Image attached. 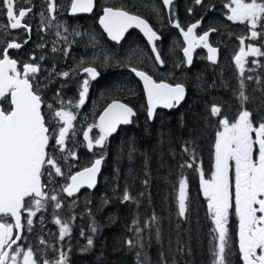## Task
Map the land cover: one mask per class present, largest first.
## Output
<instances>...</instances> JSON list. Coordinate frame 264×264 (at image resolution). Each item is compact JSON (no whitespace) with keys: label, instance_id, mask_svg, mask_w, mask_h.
<instances>
[{"label":"snow or ice","instance_id":"6c2138e0","mask_svg":"<svg viewBox=\"0 0 264 264\" xmlns=\"http://www.w3.org/2000/svg\"><path fill=\"white\" fill-rule=\"evenodd\" d=\"M19 0H0V9L6 13L7 25H0V31L24 28L28 33L31 27L23 23L24 18L32 12L31 7L17 8ZM31 3V0H26ZM166 7L172 5L173 0H162ZM196 4H201L202 0H195ZM229 9L227 15L229 21L247 22L251 28V39L264 36V31L258 32L257 26L264 29V2L258 0H230L224 5ZM71 13H90L94 7V0H70ZM55 0H48V11L55 12ZM191 11V9L189 10ZM43 15V14H41ZM55 19V16L52 17ZM100 25L113 41L119 42L129 28H139L148 42L152 45V52L155 53V61L161 66L164 64L155 41L161 37L149 25V23L139 15H134L125 7L108 6L103 8V15L99 18ZM199 21L184 30L179 22L175 27L180 29L187 47L183 49L187 62L192 63V51L194 47L203 43L208 47V59L216 62L217 49L209 47L207 40L209 32H204L197 37L194 29L199 26ZM212 29L211 31H214ZM63 40L62 36L57 32ZM80 36L81 33L76 32ZM30 38V37H29ZM241 44L244 38H240ZM28 41L25 40L24 43ZM94 43L93 41H90ZM21 44L8 42L0 58V218L14 217L15 225L0 222V264H40L31 247L22 250L18 241L22 239L20 235L13 237V227L20 229L21 209L29 213L27 225L31 230L36 211L44 207L45 198L54 202V208L62 207L57 195L50 194L44 189L46 184L42 183V176L47 174L63 175L57 159L50 152V147L63 152L69 132L73 128V121L76 116L71 111L64 108L53 109V105L48 104L51 119L57 124L56 129H50V122L46 120L42 111L44 101L40 95V85L34 86L33 81L40 71V65L36 63H24L22 70L18 69V61L8 55L9 49H19ZM44 47V45H38ZM248 51L242 47L235 57L236 65L243 75V58L247 55L261 56L259 47L249 44ZM58 49L53 46L52 51ZM67 50H65L66 53ZM32 60L36 57L32 56ZM44 59L43 56L40 57ZM105 57V62L107 61ZM256 63V61H253ZM92 80H95L99 73L94 67L83 69ZM136 77L143 81L144 90L147 94V116L152 118L157 106L172 108L178 105L185 96V88L181 84H169L167 82H157L145 71L135 67L130 69ZM63 77L69 76L68 72L59 73ZM248 79H252L248 77ZM241 89L244 85L241 82ZM89 91V80L84 79L82 90L79 92V99L76 107L83 106ZM241 110L235 120L230 121L227 117L219 120L222 126L221 131H217L214 144L215 164L209 179L204 178L200 173V184L203 196L207 201V209L211 214L215 225L214 231L218 233V245L213 251V264H229L228 252L229 236L228 227L230 209L234 208L235 216L238 217L239 226V251L242 253L243 264H264V117L258 123L253 121V113L244 105L249 102L250 97L243 90L239 92ZM71 103V102H69ZM264 105V99L260 101ZM7 105V107H5ZM212 116H219L221 108L213 105L210 108ZM136 115L132 107L120 101H113L107 106L103 114L99 117V124L94 125L100 130V135L94 141L89 133L92 127L83 132L87 147L92 150L94 146L103 148L106 139L117 131L118 125H127L132 122V117ZM74 134V133H73ZM254 134V135H253ZM187 152L189 149L184 148ZM75 156V153H69ZM103 156L94 160L90 167L84 168L70 177L71 183L63 187L62 191L69 197L77 193L81 187L93 188L96 185V177L100 172ZM191 168L188 163L181 167ZM187 181L181 179L179 182L178 215L184 217L187 211ZM131 199L127 191L123 200ZM34 205L36 211H33ZM155 220V217H153ZM61 225L60 238L70 231L67 223H62L60 219L55 221ZM96 231L95 228L92 229ZM40 243H45L41 240ZM93 243L88 239V244ZM130 246L131 240L127 242ZM13 245H17L15 248ZM259 250V252L257 251ZM139 258V253H137ZM66 257L61 253L60 259L55 262L44 259L42 264H66Z\"/></svg>","mask_w":264,"mask_h":264},{"label":"trees","instance_id":"16d2710c","mask_svg":"<svg viewBox=\"0 0 264 264\" xmlns=\"http://www.w3.org/2000/svg\"><path fill=\"white\" fill-rule=\"evenodd\" d=\"M97 3V11L100 3L123 6L146 17L158 30L167 26V13L171 10L183 20L186 10L191 9L192 16L186 19L188 25L196 18H202L205 25L206 19L214 17L218 20L219 31L212 32L213 40L221 56L212 63L196 50L190 66L185 65L181 56L174 58L176 70L171 79L184 83L187 94L179 105L157 110L153 121L147 119L144 105L136 106L130 98H122L135 106L137 113L130 125L121 126L106 139L107 156L103 158L97 186L92 191L83 189L71 197L62 193L65 200L92 194L93 219L77 216L64 243L69 251L68 260L74 264H213L212 253L218 245V233L214 231L215 225L200 188L197 165L209 166L207 171H210L214 130L220 117H231L241 105L238 80L242 77L247 80L243 91L250 100L245 106L253 113V121L258 123L264 117V105L260 103L264 99V66L257 82L256 73H250L252 79H248L247 72L241 75L231 56H224L230 51L231 43L236 41L235 35L241 34L243 28L228 23L221 6L217 9L205 7L206 0L201 4H196L195 0H173L169 10L156 0L153 6L160 11V16L154 20L144 7L132 0H100V3L97 0ZM66 11L67 7H60L61 15L69 23L84 21L83 15ZM86 17L95 23L103 36L96 24V16L89 14ZM232 32L235 34L231 35ZM177 35L180 37L179 33ZM11 36L9 33L8 38ZM258 42H264V36L259 37ZM232 85H235L233 90L230 89ZM213 105L221 108L219 116L211 115ZM131 133L133 137L129 136ZM185 147L189 151L185 152ZM188 163L193 166L181 167ZM181 179L187 181L184 217L178 215ZM112 180L122 183L131 199L122 202L118 196H113V191L110 193L104 188ZM93 196H97L98 202H93ZM237 223L238 217L233 210L227 225L229 264H241ZM89 238L93 241L91 245ZM129 240L133 242L131 246L127 243Z\"/></svg>","mask_w":264,"mask_h":264},{"label":"rangeland","instance_id":"374dc122","mask_svg":"<svg viewBox=\"0 0 264 264\" xmlns=\"http://www.w3.org/2000/svg\"><path fill=\"white\" fill-rule=\"evenodd\" d=\"M56 5V13L58 16H56L55 19H51L48 14V0H31V3H27L26 0H19V4L21 6H30L32 8V12H30L27 15V20L33 24L34 31H33V37H32V43L29 45V48L33 49V53L36 57L34 60V63L40 65V71L36 74L35 81H41L42 84H46L48 81L53 82L57 84V87H55V94H61L60 96H54L53 102L51 105L53 106L54 110H58L60 108H64L65 110H72L76 111V113L79 115V124H87L90 127H92V131L94 130V125H92V121L94 118V114L96 115L98 111L100 110L101 106L104 104L106 99L111 98L113 95H121L123 97H128L132 101L131 98H135L139 103H142L141 97L139 96L140 90H139V84L134 78V76L129 73L128 69L120 68L121 64L124 63H135L142 61V56H144V51L141 46H137L133 43L124 42L121 47L124 49V53L120 54V48L119 47H113L111 45H107L103 42L102 36L99 34V32L96 29L95 23L88 19H85L84 21H88L87 23L80 21L75 24L69 23L60 12V7H67L70 5V0H55ZM230 0H206L205 7H209V9H217L221 6L222 10L226 14V21L230 24L241 26L243 28V32L241 34L235 35V42L231 43L230 48V55L232 59L235 61L236 55L239 54L240 48H244L245 51H248V45L251 44L253 46L259 47L261 49V52H264V42H258L257 39H251V28L250 25L247 22L241 23L239 21H229L227 19V15H230V11L228 8H226L224 5L226 3H229ZM246 2H250V0H246ZM258 2H264V0H258ZM155 1L148 0L145 1V5L149 8H154ZM43 14V15H41ZM192 16V11L186 10L185 17L183 20L179 19L180 16L177 15V13L174 10H171L167 13V21L170 24H174L176 22H179V24H184L185 28L188 25L186 23V19L190 18ZM4 14L2 9H0V25H7V23L4 21ZM205 25L208 27L202 28L200 27L197 31V34H203L204 32H211L212 29H215L212 32L219 31V25L218 20L214 17H211L210 19H206ZM258 32L264 31V29H261L260 25L257 26L256 29ZM59 32L62 34V36H66L67 40L61 39L59 36L56 35V33ZM76 32L81 33L80 36L75 35ZM8 34V29L6 31H0V43L4 40V38ZM235 32H232L231 35H234ZM211 43H214V46H217L213 38L215 37L214 34H211ZM81 45L79 46V49L77 50V41L80 39H83ZM240 38H244V43L241 44ZM90 42V41H93ZM38 45H44V47H38ZM55 46L58 50L53 52L52 48ZM184 47V44L182 45ZM65 50L66 53H65ZM181 50V49H180ZM179 50V52H180ZM200 52L205 53L204 49H201ZM50 54H53V56H49ZM43 56L44 59L41 60L40 57ZM70 56H82L83 58L81 60H85L84 58H87L88 60H94L97 63H103L105 62V57H107V61H110V66L113 69V73L106 77L103 81H101L97 86L96 89H93L90 95V99L88 98L89 92L86 97L85 104L80 107H76V104L78 103L79 99V92L82 90L80 88L81 83L84 79H90L89 75L83 74V76L79 77V86L78 89H73L72 91L67 92L63 96V92L61 90V87L66 85L68 83L67 80H63L62 75H59V73L68 72L66 69V62L67 58H70ZM219 56V55H218ZM227 56V55H224ZM177 58V56H175ZM184 58V57H183ZM144 59V58H143ZM253 61H256V63H253ZM217 62V61H216ZM215 62V63H216ZM125 66H128L126 64ZM243 66L244 71L247 72V76L250 77V73H256L257 74V82L260 81V70L264 66V55L261 56H252L247 55L243 58ZM101 69L104 68V66H100ZM78 71L68 72L69 76L67 77L68 80L71 78L76 77ZM165 75H171V73L166 72ZM241 82H243V85L247 82L244 77L238 80V84L241 85ZM204 84L203 86H205ZM207 86V85H206ZM243 90V89H241ZM71 102V103H69ZM244 107H246L244 105ZM241 110V105L237 107L233 115L231 117H227L228 119H231L234 117L233 120L236 119L238 116L239 111ZM231 120V121H233ZM222 126L217 127L215 133L217 131H221ZM77 133V129H73L72 134ZM73 134V135H74ZM100 135L96 134L94 135L95 138L93 141L98 138ZM254 135V134H253ZM130 137H133L134 135L131 133L129 135ZM97 152L99 157L103 156L106 157L107 153L105 151V143L104 147H98ZM215 153V149H214ZM58 161L59 166L61 167V170L63 172V175H55L54 170L53 175L49 177L46 175L45 177V184L47 185L44 189L46 192L50 194L57 195L58 199L61 201L62 207L59 209L54 208V202L48 200L45 198L44 201V207L40 210L36 211L34 205H32L33 211H36V216L31 217L33 220V224L30 226L31 230H29V226L27 225V219L29 218V213L26 211V220L24 227L33 232V238L25 236L24 239H22L21 244H19L22 247V250H27V248L31 247L34 253V258H37L40 261V264H42V261L44 259H48L49 261L55 262L56 260L60 259L61 253L64 254L66 259V264H74L73 262L68 260V250L65 249L64 243L67 239V236L70 234L71 231H69L63 239L60 238L59 232L61 225L57 224L55 221L57 219H60L62 223H67L69 226V229H71L72 223L75 221V218L77 216H81L83 218H92V212H91V204H92V194H88L84 197L79 198H71V199H63L62 197V185L64 183L63 177L67 176L68 171L71 170L72 166L77 164V161H69L66 163V168L62 166V161L59 157H55ZM215 160V158H214ZM213 162V168L211 167L210 171H207V168L209 166L203 167L202 165H197V176L200 180V173L201 171L204 174L205 179H209L211 176V172L214 169ZM122 183L116 182L112 180L111 184L108 186H104V188L109 189V192L111 193L113 191L114 197H119V199L124 202L123 196L126 192L124 187L122 186ZM99 187V186H98ZM201 188V184H200ZM202 189V188H201ZM103 192V191H99ZM179 196V192H178ZM87 199V200H86ZM78 202H81L79 204ZM93 202H98L97 196H93ZM129 204H133V202H130ZM139 203H135V205H138ZM95 211L97 210L95 205ZM233 209H230V215L229 218L232 216ZM93 219V218H92ZM229 224V222H228ZM227 224V225H228ZM239 222L237 223L236 230L237 233H239ZM30 239V240H28ZM41 240H44L45 243H40ZM238 242H239V234H238ZM17 246V245H16ZM15 246V247H16ZM52 247L56 248L57 250L50 249ZM238 252L239 256L241 257L240 263L243 264V258L242 253L239 251V244H238ZM259 252V251H258Z\"/></svg>","mask_w":264,"mask_h":264},{"label":"flooded vegetation","instance_id":"af4514ba","mask_svg":"<svg viewBox=\"0 0 264 264\" xmlns=\"http://www.w3.org/2000/svg\"><path fill=\"white\" fill-rule=\"evenodd\" d=\"M134 2H137L140 6L144 7L146 11H150V8L145 5V1L148 0H132ZM155 1V0H153ZM56 12V10H55ZM55 12L50 13L48 11L49 17L52 19L53 16H55ZM65 13H68V8ZM72 15H88V13H77V14H72ZM25 21V18H24ZM26 22V21H25ZM87 23L88 21H83ZM76 23V22H75ZM71 23V24H75ZM152 24V23H151ZM167 26L163 30H158L156 29L153 24L152 26L154 27L155 30L159 33V36L161 37L159 40L155 41V45L157 47V50L160 53V56L162 60L164 61V64L161 66L158 62L155 61V56L154 53L152 52V48L148 40L141 34V32L138 29L132 28L130 29L122 38L119 42L111 40L107 35L104 33L103 29L100 27V31L102 33V38L103 42L107 45H111L113 47H119L120 48V54L124 53V49L121 47V45L124 42L128 43H133L137 46H141L143 51H144V56H142V61L135 62V63H120L121 66L120 68L128 69L129 73H131L136 81L139 84V90L140 94L139 96L141 97V102L139 103L135 98H131L134 104L137 105H145V97H144V87L142 84V81L140 80L139 77H136L134 73L130 71L132 67H135L137 69H140L142 71H145L147 74L151 75L153 79L155 80H166L168 82H173L171 79V76L175 74L176 67L174 65V58L175 56H178V53L176 52V37H175V31H179L180 29L176 28L175 25H170L166 24ZM31 27V32L28 33L24 28H19V29H14L13 34L9 40V42H17L20 43L22 46L19 49H9L8 50V55L10 58L15 59L18 61V69L22 70V65L24 63H34V60L31 59L32 56H35L33 53V49L29 48V43L30 39L33 35L34 28L32 25H29ZM183 27V26H181ZM199 29H196V33ZM30 37V38H29ZM183 39V38H182ZM27 40V43H24V41ZM83 39H80L77 41V50L79 49V46L81 45ZM185 42V41H184ZM186 43V42H185ZM202 47V43L198 47ZM197 47V48H198ZM6 48V45L2 48V53L3 50ZM208 51V49L206 48ZM53 56V55H52ZM193 57V56H192ZM83 57L82 56H70V58H67L66 64V69L68 72H73V71H78L76 77L71 78L68 80V78H63V80H67L68 83L64 86L61 87V90L63 92V96L69 92L72 91L73 89H78L79 86V77L83 76V74L87 75L83 71L84 68L86 67H94L96 68L97 72L99 75L95 80H92L91 78L89 79V96L88 98L90 99V95L93 89H96V86L103 81L106 77L110 76L113 73V69L110 66V61L109 62H103V63H97L94 60H88L87 58H84L85 60H81ZM144 58V59H143ZM187 59V57H186ZM128 64V66H125ZM100 66H104L103 69L100 68ZM187 66H189L187 62ZM166 72L171 73V75H165ZM34 86L36 84L40 85V95L42 96V100L44 101V106L42 107V111L45 114L46 120L50 122V129H56L57 124L54 120L51 119L50 115V110L48 109L47 105L51 104L53 102L54 96H60L61 94H55V87H57L56 83L53 82H47L46 84H42L41 81H33ZM80 88H82V83ZM230 89H233L231 87ZM231 92V91H230ZM127 98L128 95H127ZM114 98H109L106 99L104 104L101 106L100 110L98 113L104 108V106L109 103L111 100ZM115 99H121L122 98H115ZM54 106V105H53ZM55 109V107H54ZM73 112V114L76 116V119L73 121V128L69 132L68 139L66 140V145H65V150L63 152L59 151L58 149L55 148V146L50 147V152L52 155L55 157H59L60 160L62 161V166L66 168V163L69 161H77V164L73 165L71 170L68 171V175L66 177H63L62 179L65 180V183L62 185V187H65L68 183L70 175L79 170L82 169L83 167H86L90 165L95 159L99 158L96 153V146L93 147L92 150H89L87 147V141L84 140L83 137V132L87 131V129L90 127L89 125L86 124H79V115L76 113V111L72 110H67ZM97 113V114H98ZM95 119L91 122L92 125H98L96 122V117ZM147 117V116H146ZM155 117V115H154ZM153 117V119H154ZM149 121H152L147 117ZM73 129H77L76 134H72ZM100 130L98 127H94V130L89 133L90 138L94 139V135L99 134ZM69 153H75V156L69 155ZM212 160L215 162L214 158ZM47 174L42 176V181L45 179ZM82 189H88V187H82ZM79 190V191H80ZM3 218V217H2ZM2 218H0L1 221ZM4 222V221H3ZM6 223H11V219H5ZM19 242V241H18ZM17 242V243H18ZM16 245H13L15 248ZM259 251V250H257Z\"/></svg>","mask_w":264,"mask_h":264},{"label":"water","instance_id":"95a60500","mask_svg":"<svg viewBox=\"0 0 264 264\" xmlns=\"http://www.w3.org/2000/svg\"><path fill=\"white\" fill-rule=\"evenodd\" d=\"M104 7H108V6H104ZM103 7V8H104ZM166 7V6H165ZM103 8H102V10H101V12H100V14H99V16H98V19H97V22H98V24L100 25V23H99V18H100V16H102L103 15ZM166 8H168V7H166ZM95 9V0H94V7H93V10ZM92 10V11H93ZM91 11V12H92ZM90 12V13H91ZM69 13L70 14H72L71 13V7H69ZM133 14V13H132ZM134 15H137V14H134ZM140 16V15H139ZM140 17H142V16H140ZM143 18V17H142ZM145 19V18H144ZM146 20V19H145ZM147 21V20H146ZM148 22V21H147ZM150 25V24H149ZM192 24H190L189 26H191ZM188 26V27H189ZM100 27L103 29V26L102 25H100ZM187 27V28H188ZM133 28V27H132ZM135 28V27H134ZM129 29H131V28H129ZM128 29V30H129ZM140 32H141V34L144 36V34H143V32L139 29V28H137ZM127 30V31H128ZM187 30V29H186ZM103 31H104V29H103ZM104 33L107 35V37H109L108 36V34L104 31ZM125 35V34H124ZM181 35H182V38H183V40H184V37H183V34H182V32H181ZM146 39H147V37L146 36H144ZM110 38V37H109ZM111 39V38H110ZM148 40V39H147ZM185 41V40H184ZM186 42V41H185ZM188 45H187V42H186V47H187ZM209 46V45H208ZM152 47V46H151ZM210 47V46H209ZM207 49H208V47H206ZM193 52V51H192ZM208 53H209V51H208ZM154 55H155V53H154ZM142 81V80H141ZM157 82H161V81H157ZM163 82H165V81H163ZM168 83V82H167ZM142 84H143V81H142ZM169 84H171V83H169ZM175 84H181V83H175ZM175 84H172V85H175ZM182 85V84H181ZM143 87H144V85H143ZM185 88V87H184ZM144 96H145V100H146V115H147V94H146V92H145V90H144ZM113 101H120V102H122V103H125V102H123V101H121V100H112V101H110L109 103H107L105 106H104V108L99 112V114H98V116H97V122H98V124H99V117L103 114V112H104V110L107 108V106L109 105V104H111ZM182 101V100H181ZM125 104H127V103H125ZM128 105V104H127ZM129 106V105H128ZM158 107H162V106H157V108ZM148 117V116H147ZM153 117H154V115H153ZM153 117L152 118H149V119H153ZM119 126V125H118ZM118 128V127H117ZM91 166V165H90ZM90 166H88V167H90ZM86 168V167H85ZM84 169V168H83ZM83 169H81V170H79V171H77V172H80V171H82ZM77 172H75V173H73L72 175H75ZM71 175V176H72ZM98 175H99V173L97 174V177H96V183H97V179H98ZM69 183H71V180H70V182ZM83 187H87L86 185L85 186H83ZM82 188V187H81ZM13 218V220H14V222H15V218L14 217H12Z\"/></svg>","mask_w":264,"mask_h":264}]
</instances>
